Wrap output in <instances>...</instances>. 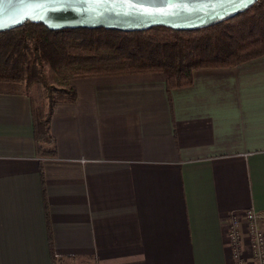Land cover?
<instances>
[{
    "label": "crops",
    "instance_id": "0c3cea01",
    "mask_svg": "<svg viewBox=\"0 0 264 264\" xmlns=\"http://www.w3.org/2000/svg\"><path fill=\"white\" fill-rule=\"evenodd\" d=\"M71 84L52 156L32 96L0 87V264H237L231 217L264 214V55L172 89L161 71Z\"/></svg>",
    "mask_w": 264,
    "mask_h": 264
},
{
    "label": "trees",
    "instance_id": "16d2710c",
    "mask_svg": "<svg viewBox=\"0 0 264 264\" xmlns=\"http://www.w3.org/2000/svg\"><path fill=\"white\" fill-rule=\"evenodd\" d=\"M264 55V0L221 23L176 30L155 26L124 32L100 28L52 30L26 22L0 32V83L35 80L49 65L63 82L49 95L48 111L34 109L35 139L44 156L56 154L51 118L58 102H75L79 77L161 71L169 89L193 83L204 67H230ZM51 90L53 88H50Z\"/></svg>",
    "mask_w": 264,
    "mask_h": 264
},
{
    "label": "water",
    "instance_id": "95a60500",
    "mask_svg": "<svg viewBox=\"0 0 264 264\" xmlns=\"http://www.w3.org/2000/svg\"><path fill=\"white\" fill-rule=\"evenodd\" d=\"M260 0H0V32L26 22L52 30L100 28L124 32L165 26L194 30L221 23Z\"/></svg>",
    "mask_w": 264,
    "mask_h": 264
},
{
    "label": "built area",
    "instance_id": "2783aa9c",
    "mask_svg": "<svg viewBox=\"0 0 264 264\" xmlns=\"http://www.w3.org/2000/svg\"><path fill=\"white\" fill-rule=\"evenodd\" d=\"M263 220L264 214L254 209H248L243 216L231 217L228 236L237 264H244L245 261L264 264V228L261 224Z\"/></svg>",
    "mask_w": 264,
    "mask_h": 264
},
{
    "label": "rangeland",
    "instance_id": "374dc122",
    "mask_svg": "<svg viewBox=\"0 0 264 264\" xmlns=\"http://www.w3.org/2000/svg\"><path fill=\"white\" fill-rule=\"evenodd\" d=\"M43 71L39 73V77L35 80H20L17 82H2L0 87L9 89L22 90L29 93L35 103V107L42 113L48 111L49 95L56 90L55 94L62 90L63 82L53 69L47 65H43ZM50 88H53L52 90Z\"/></svg>",
    "mask_w": 264,
    "mask_h": 264
}]
</instances>
